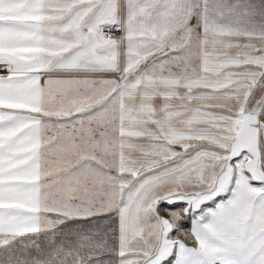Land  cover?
Listing matches in <instances>:
<instances>
[{"label": "snow or ice", "instance_id": "1", "mask_svg": "<svg viewBox=\"0 0 264 264\" xmlns=\"http://www.w3.org/2000/svg\"><path fill=\"white\" fill-rule=\"evenodd\" d=\"M0 264H264V0H0Z\"/></svg>", "mask_w": 264, "mask_h": 264}]
</instances>
